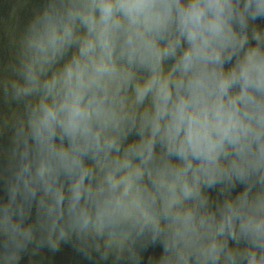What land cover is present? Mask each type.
<instances>
[{"label": "clouds", "instance_id": "9594fccd", "mask_svg": "<svg viewBox=\"0 0 264 264\" xmlns=\"http://www.w3.org/2000/svg\"><path fill=\"white\" fill-rule=\"evenodd\" d=\"M11 43L0 264H264V0H43Z\"/></svg>", "mask_w": 264, "mask_h": 264}, {"label": "water", "instance_id": "95a60500", "mask_svg": "<svg viewBox=\"0 0 264 264\" xmlns=\"http://www.w3.org/2000/svg\"><path fill=\"white\" fill-rule=\"evenodd\" d=\"M42 3L43 0H0V70L15 60V48L11 43V36L19 35L33 11L40 8ZM13 6H17V18H9V12ZM8 110V104L0 97V112ZM0 145L7 146V136L0 137ZM5 195L3 186L0 185V197ZM160 251L159 246L150 248L144 254L145 259L149 255H159ZM20 264H111V262L99 261L97 258L89 261L76 252L71 244H62L58 253L42 249L36 256L23 254Z\"/></svg>", "mask_w": 264, "mask_h": 264}]
</instances>
